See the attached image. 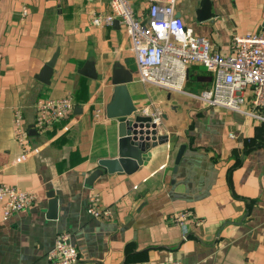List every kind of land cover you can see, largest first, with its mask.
Wrapping results in <instances>:
<instances>
[{
  "label": "crops",
  "instance_id": "obj_1",
  "mask_svg": "<svg viewBox=\"0 0 264 264\" xmlns=\"http://www.w3.org/2000/svg\"><path fill=\"white\" fill-rule=\"evenodd\" d=\"M132 1L138 13L151 4ZM202 1L176 0V13L221 53H229L233 36L263 29L264 0H210L213 17L200 21ZM110 12V0H0V183L36 194L6 220L0 206V264H46L62 231L72 235L77 264H264V122L203 104L196 96L212 75L201 66L191 69L185 92L141 82L122 26L91 23L95 13ZM57 51L44 84L37 77ZM90 59L97 80L79 73ZM118 62L132 73L127 87L139 114L159 109L158 134L169 140L150 148L136 171L110 174L99 162L119 154L118 123L105 112ZM66 96L72 112L39 133L37 101ZM15 108L24 114L25 147L14 134ZM93 192L112 217L87 214ZM183 210L193 214L184 226L170 222Z\"/></svg>",
  "mask_w": 264,
  "mask_h": 264
},
{
  "label": "built area",
  "instance_id": "obj_2",
  "mask_svg": "<svg viewBox=\"0 0 264 264\" xmlns=\"http://www.w3.org/2000/svg\"><path fill=\"white\" fill-rule=\"evenodd\" d=\"M175 3L176 0H151L148 11L138 13L132 0H110L111 12L95 13L91 23L101 27L119 20L131 40L141 82L174 92H185L192 67L201 66L212 75L211 86L196 96L203 104L243 112L264 122V28L233 36L230 51L224 54L214 47L209 37L195 34L177 16ZM27 15L28 7L24 6L21 16L24 19ZM3 60L0 43V72ZM248 102L251 110H243L242 106ZM74 104L70 96L39 99L35 105L36 130L39 133L48 131L72 112ZM99 115L100 110L95 117L99 118ZM150 115L158 126L162 112L155 108ZM13 126L18 144L25 147L28 132L21 108L14 109ZM35 200L33 190H19L0 183V206L4 220L29 207ZM86 212L98 220L110 218L113 214L111 207L102 204L98 192H93L89 197ZM190 216L193 214L189 210L177 211L172 214L170 222L184 226ZM46 260V264L78 263L79 253L70 232L57 234L53 246L46 253ZM159 264L182 263L170 260Z\"/></svg>",
  "mask_w": 264,
  "mask_h": 264
},
{
  "label": "water",
  "instance_id": "obj_3",
  "mask_svg": "<svg viewBox=\"0 0 264 264\" xmlns=\"http://www.w3.org/2000/svg\"><path fill=\"white\" fill-rule=\"evenodd\" d=\"M209 9L210 0H203L202 11L198 15L200 21L213 17ZM114 23H119V20H115ZM57 57L58 51L42 68L40 75L37 77L42 83L50 84ZM79 73L90 79H98L92 59L79 70ZM132 79V73L125 70L121 62L114 65L111 79L109 80V84L113 86V95L108 104H106L105 112L107 118L114 119L118 123L119 154L117 158L102 159L99 162L110 174L121 172L132 173L136 171L145 163L146 153L150 148L169 140L167 135L158 134V126L153 123V118L150 114H139L127 87V84ZM185 149L186 146L182 145L178 150L174 172L178 170ZM51 198L54 199L55 197L52 195ZM51 208L52 214H50V218L55 219L57 216L56 202H54Z\"/></svg>",
  "mask_w": 264,
  "mask_h": 264
},
{
  "label": "rangeland",
  "instance_id": "obj_4",
  "mask_svg": "<svg viewBox=\"0 0 264 264\" xmlns=\"http://www.w3.org/2000/svg\"><path fill=\"white\" fill-rule=\"evenodd\" d=\"M197 66L192 67L193 70H195ZM197 70V69H196ZM204 69L199 67V73H201Z\"/></svg>",
  "mask_w": 264,
  "mask_h": 264
}]
</instances>
